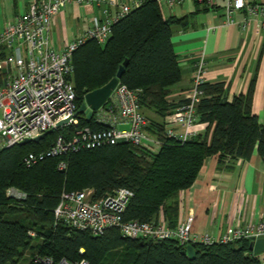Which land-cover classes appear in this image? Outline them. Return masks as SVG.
<instances>
[{
    "label": "trees",
    "instance_id": "16d2710c",
    "mask_svg": "<svg viewBox=\"0 0 264 264\" xmlns=\"http://www.w3.org/2000/svg\"><path fill=\"white\" fill-rule=\"evenodd\" d=\"M176 25L180 26L181 20L163 18L160 6L147 1L113 26L104 45L89 41L71 56L77 109L87 93L107 84L127 61L119 83L141 91L139 107L148 121L145 130L161 142L155 152L125 143L47 158L30 168L23 165L28 153L47 149L57 135L69 131L68 127L38 143L0 151V264H42L37 260L43 259L52 264L62 260L88 264H261L247 240L195 244L194 256L187 257L173 240H129L117 229L93 236L61 222L55 224L53 211L62 192L92 189V199L98 200L126 188L133 197L125 220L150 223L162 214L167 226L174 228L177 194L192 187L206 159L217 156L221 165L226 159L246 161L256 151L264 166V122L260 124L251 112L252 87L228 102L224 83L204 82L195 115L206 125L205 132L184 143L165 135L164 119L186 102L169 101L171 88L182 79L171 42ZM78 119L79 128H105L94 116ZM61 161L67 163L66 171L57 170ZM11 188L24 198L8 197Z\"/></svg>",
    "mask_w": 264,
    "mask_h": 264
},
{
    "label": "built area",
    "instance_id": "2783aa9c",
    "mask_svg": "<svg viewBox=\"0 0 264 264\" xmlns=\"http://www.w3.org/2000/svg\"><path fill=\"white\" fill-rule=\"evenodd\" d=\"M147 1L173 9L185 0H136L132 4L122 0H43L33 2L15 22L0 29V151L18 146L24 140H33L49 130L67 127L69 131L57 135L47 149L28 153L23 158V165L30 168L47 158L114 146L120 142L149 152H155L160 147L161 142L145 130L148 121L139 107L141 91L130 90L119 82L106 103L93 114L95 122L105 126L104 129L79 128V119L75 116L78 109L72 82L73 52L89 41L104 45L112 34L113 26ZM73 3L96 6L100 15L91 20L84 32L75 35L63 48L56 49L51 39L52 20L62 8ZM238 12L245 14L242 31L254 27L256 34L264 32L263 2L224 0L225 23H232L234 14ZM194 68L192 87L184 96L185 104L164 119L165 135L180 143L196 136L189 128L197 121L195 106L202 97L199 88L204 83L203 54ZM68 119L67 125L56 128L58 122ZM118 124H127L128 128L118 129ZM66 169V162L58 163V171ZM7 196L24 198L13 188L7 190ZM92 196V189L62 192L53 211L55 224L61 222L93 236H102L108 230L117 229L123 238L129 240H173L183 250L188 245L211 246L264 238V216L255 225L228 227L223 235L216 238L208 234H194L192 217L178 221L174 228L168 227L161 216L150 223L125 220L124 213L133 197V193L126 188L117 189L98 200H93ZM29 235L33 237L34 233L29 232ZM37 262L52 264L50 259ZM59 264L88 262L68 263L62 260Z\"/></svg>",
    "mask_w": 264,
    "mask_h": 264
},
{
    "label": "crops",
    "instance_id": "0c3cea01",
    "mask_svg": "<svg viewBox=\"0 0 264 264\" xmlns=\"http://www.w3.org/2000/svg\"><path fill=\"white\" fill-rule=\"evenodd\" d=\"M40 1L43 0H0V29L15 22L33 2ZM122 1L132 4L136 0ZM223 6L224 0H185L173 9L160 6L163 18L181 20V25L173 30L171 42L182 79L171 88L169 101L184 100L192 87L195 64L203 54L204 82L224 83L228 102L252 87L251 112L263 124L264 32L258 35L254 27L242 31V12L234 14L232 23H225ZM99 15V8L93 5L65 6L52 20V44L56 49L63 48ZM116 128L126 129L128 125L118 124ZM205 130L206 125L198 121L189 128L196 135ZM176 203L177 222L192 217L194 234L217 238L228 227L255 225L264 216L263 163L256 151L246 161L226 159L221 165L217 156L209 157L192 187L177 194ZM258 258L264 264V253Z\"/></svg>",
    "mask_w": 264,
    "mask_h": 264
},
{
    "label": "water",
    "instance_id": "95a60500",
    "mask_svg": "<svg viewBox=\"0 0 264 264\" xmlns=\"http://www.w3.org/2000/svg\"><path fill=\"white\" fill-rule=\"evenodd\" d=\"M127 61L124 62L122 66L119 67L116 76L111 79L107 84H105L103 87L96 89L94 91H91L87 93L84 96V101L80 108L78 109L75 116L82 117L84 116L86 120H90L93 117V114L98 111L107 101L109 96L111 95L112 91L118 84L123 72L124 67L126 66ZM68 120L60 121L56 124V128L59 129L61 127H64L68 124ZM54 130H49L45 132L44 134L40 135L37 138H34L33 140H24L19 144V146H26L31 143H38L42 141L46 136L53 133ZM119 144H125L124 142H120ZM249 250L251 251L253 256H259L262 253H264V238L256 239L250 242L249 244ZM182 255H185L187 257H193L194 256V250L192 245H188L185 247L184 250L181 251Z\"/></svg>",
    "mask_w": 264,
    "mask_h": 264
},
{
    "label": "rangeland",
    "instance_id": "374dc122",
    "mask_svg": "<svg viewBox=\"0 0 264 264\" xmlns=\"http://www.w3.org/2000/svg\"><path fill=\"white\" fill-rule=\"evenodd\" d=\"M54 46V45H53Z\"/></svg>",
    "mask_w": 264,
    "mask_h": 264
}]
</instances>
